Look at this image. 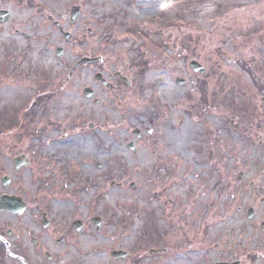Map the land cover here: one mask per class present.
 Segmentation results:
<instances>
[{"label": "rangeland", "instance_id": "374dc122", "mask_svg": "<svg viewBox=\"0 0 264 264\" xmlns=\"http://www.w3.org/2000/svg\"><path fill=\"white\" fill-rule=\"evenodd\" d=\"M76 3L82 4L86 14L74 28L76 45L69 47L66 60L62 62L55 49L63 45V40L48 22V15L64 19ZM4 5L14 12L12 23L22 24L21 28L36 40L24 42L28 50L22 55V69L13 72L16 75L13 79L23 83L21 89L13 91L12 98L5 103L0 100V133L17 130L22 135H31L34 126L22 124L20 118L32 116V121H39L42 127L43 123H49L47 109L51 106L53 115L61 118L58 131L61 141L73 136L65 137L68 132L81 129L86 135L83 145H90L89 176L82 173L78 184L71 180L70 185H63L66 178L71 179L72 161L80 158L73 144L58 152L61 158L57 163L61 166L51 165L45 155L33 161L32 166L55 172V179L64 190L73 192L74 187H81L79 193L86 190L91 207L88 214L103 212L102 204L91 200V194L93 197L102 195L106 200L104 210L109 208L107 220L120 225L125 215L119 211L118 204L124 201V194H148L152 198L159 187L166 197L175 195L177 198L173 210L180 220L178 226H174L173 236L189 232L192 241L193 232L203 233L207 238L209 231L208 225L200 221L190 223L192 214L187 213L188 200L198 203L201 188L214 189L219 196L226 192L246 193L241 190L245 184L237 181L242 171L258 175L264 186V0H0V7ZM87 19L95 20L100 28L103 24L106 29H114L116 42L101 44L100 41L91 52L106 57L103 68L108 66L115 71L122 68L125 61L130 60L134 65L140 58L151 56L150 64L142 73L145 78L137 81L134 92H127L119 85L109 94L97 85L92 73L86 76L84 70L68 80L72 66L88 51L81 41L88 27ZM127 27H131V36ZM6 33L8 39L13 37L11 29H6ZM98 33L101 34V30ZM113 55H118V63H112ZM176 55H181V59ZM9 58L0 49V67L4 64L7 69L12 67L13 58ZM192 59L206 65L205 76L191 72L188 63ZM177 78L188 79V85L180 87ZM86 85L95 90L101 100L99 104L84 96ZM236 89L242 92L240 97L234 95ZM47 92L51 94L45 97ZM247 95L253 99L254 106L251 107ZM211 97L214 102L207 104ZM198 98L200 102H196ZM35 101L39 103L37 108ZM241 101L246 103L241 105ZM234 103L239 106L232 107ZM27 105L32 108L26 110ZM163 106L171 117L156 116L154 122L153 113L164 109ZM242 107L243 112L239 110ZM181 120L183 123L179 126ZM143 123L147 140L141 145V155L135 158L126 139H133L132 130L141 128ZM45 129L46 126L39 131L46 134ZM149 130H154V134ZM42 139H33L28 148L24 145L0 154L1 175H11L17 187L12 192L19 193L21 186L25 194L35 188L34 170L16 173L13 152L38 155L43 150ZM89 141L94 142V153ZM162 150L169 154L173 150L182 167L159 171L163 167L157 163L156 156ZM97 162H101V169L97 168ZM158 171L160 174L154 177ZM154 179L161 185H152ZM113 181L121 183V187H112ZM176 182L183 185L176 188ZM131 183L136 184V191L130 187ZM193 191L194 195L190 196ZM261 193L264 194V190ZM59 198L48 200L46 197L51 213L58 211V215L62 212L67 215L68 209L75 208L74 204ZM205 203L198 204L204 206ZM114 225L101 235H93L94 244L114 246L119 232ZM86 241L91 240L86 236ZM181 254L190 255L182 250L176 256Z\"/></svg>", "mask_w": 264, "mask_h": 264}, {"label": "flooded vegetation", "instance_id": "af4514ba", "mask_svg": "<svg viewBox=\"0 0 264 264\" xmlns=\"http://www.w3.org/2000/svg\"><path fill=\"white\" fill-rule=\"evenodd\" d=\"M88 30L91 37L95 35L96 38V30ZM16 31L20 33L19 29ZM84 38L88 36L84 35ZM36 181L35 193L28 195V208L22 214L0 212L7 213L4 224L0 223V243L4 244L0 245V264H221L237 261L254 264L256 259L264 263V202L257 203L256 194L246 195L250 205L256 207L252 220L245 217L243 206L237 209L231 194L208 205L195 207L194 210L200 214L198 218L207 213L212 223L208 238L195 244V252L191 256L176 259H173L176 251L173 246L178 243L173 241L172 230H169L171 200L157 193L152 202L154 209L150 211L136 209L135 203L120 205V211L127 218L126 225L117 226L119 232L114 247L106 250L105 256L99 259L92 252V211L88 214L91 207L84 201L76 200L77 195L70 192L62 196L74 202L76 209L71 207L66 211L67 215L64 212L58 215V211L50 214L44 209L47 206L46 197L61 196L59 182L46 179L41 174ZM255 190L259 188L255 187ZM52 191L54 193L50 194ZM135 200L136 196L127 199L128 202ZM216 215L218 221L225 219L223 224H215ZM135 217L143 218L142 224L136 227ZM12 220L13 224L9 225ZM109 227L108 220H103L99 231ZM86 236L91 241H86ZM85 243L91 245L90 260L82 252L89 247L83 246ZM200 249L202 252H199ZM114 251L120 252L117 258L113 255Z\"/></svg>", "mask_w": 264, "mask_h": 264}, {"label": "bare ground", "instance_id": "6f19581e", "mask_svg": "<svg viewBox=\"0 0 264 264\" xmlns=\"http://www.w3.org/2000/svg\"><path fill=\"white\" fill-rule=\"evenodd\" d=\"M8 79V78H7ZM19 88V85L15 81H3L0 83V99L3 97H11L12 92ZM57 128L58 124L53 120L51 124H49V132L50 140L46 143V152L48 151L50 155L57 154L61 148H65L71 144L74 145V150L80 152V160L74 163V168L76 172H84L86 175H89L88 166L86 165L87 158L89 156V148L88 145H83V140L86 138L82 132L76 131V134L73 132H69L74 136V140L71 142H62L57 138ZM92 144V143H91ZM91 151L94 153V147L92 145ZM61 157H56V159ZM79 204V202H78Z\"/></svg>", "mask_w": 264, "mask_h": 264}, {"label": "water", "instance_id": "95a60500", "mask_svg": "<svg viewBox=\"0 0 264 264\" xmlns=\"http://www.w3.org/2000/svg\"><path fill=\"white\" fill-rule=\"evenodd\" d=\"M78 14H79V12L76 10V9H74L73 10V18H75L76 19V16H78ZM93 61H95V60H93ZM82 62H89V60L88 59H83V61ZM192 67L195 69V70H200L201 68H199V67H201L198 63H196V62H193L192 64ZM10 201H11V199L9 200H7L6 202L7 203H10ZM2 203H3V200H2ZM22 208V206L20 207V209Z\"/></svg>", "mask_w": 264, "mask_h": 264}]
</instances>
